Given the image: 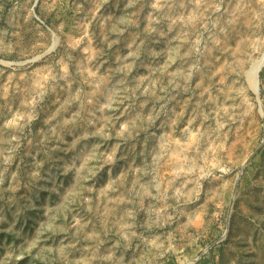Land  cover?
Listing matches in <instances>:
<instances>
[{"label":"rangeland","instance_id":"374dc122","mask_svg":"<svg viewBox=\"0 0 264 264\" xmlns=\"http://www.w3.org/2000/svg\"><path fill=\"white\" fill-rule=\"evenodd\" d=\"M0 264H264V0H0Z\"/></svg>","mask_w":264,"mask_h":264},{"label":"bare ground","instance_id":"6f19581e","mask_svg":"<svg viewBox=\"0 0 264 264\" xmlns=\"http://www.w3.org/2000/svg\"><path fill=\"white\" fill-rule=\"evenodd\" d=\"M263 60H261V62H262ZM259 67V64H256V65H254L252 68H251V70L249 71V73H250V76L251 77H253L252 78V85L254 86L255 85V81H254V75H255V73H256V71H257V68ZM186 101V100H185ZM192 105V104H191ZM183 109V108H182ZM188 110H189V108H188ZM181 111V110H180ZM190 111V110H189ZM185 118V117H184ZM109 217V216H108Z\"/></svg>","mask_w":264,"mask_h":264},{"label":"water","instance_id":"95a60500","mask_svg":"<svg viewBox=\"0 0 264 264\" xmlns=\"http://www.w3.org/2000/svg\"><path fill=\"white\" fill-rule=\"evenodd\" d=\"M257 87V86H256Z\"/></svg>","mask_w":264,"mask_h":264}]
</instances>
